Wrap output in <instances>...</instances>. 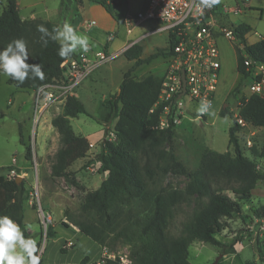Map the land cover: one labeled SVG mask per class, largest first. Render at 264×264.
Masks as SVG:
<instances>
[{"label":"rangeland","instance_id":"obj_1","mask_svg":"<svg viewBox=\"0 0 264 264\" xmlns=\"http://www.w3.org/2000/svg\"><path fill=\"white\" fill-rule=\"evenodd\" d=\"M81 1L83 6L93 2V0H69L64 12V21H70L78 33L90 38V45L94 49L92 54L89 53L91 57L99 51H106V53L116 51L128 40L138 38L155 26L152 22H145L135 26L132 34H127L123 16L138 10L133 0H128V8L126 4L116 6L115 12L110 15V23H113L114 19V25H109L108 29L102 30L103 26L96 25L100 20L86 13L80 5ZM16 2L20 14L24 17L44 10L51 17L60 12V0H16ZM226 2L230 6H236L231 0ZM95 3L101 5L98 2ZM249 3H251V9H245L244 14H235L231 17L234 23L244 22L251 27L247 41L253 42L258 39L257 35L264 36V0H251ZM4 4L5 0H0V11ZM37 16H44V14H37ZM91 19H94L96 24L87 28V23ZM109 33H113L114 37L107 41ZM138 44L141 46L140 57L145 58L157 49L166 47L167 36L164 33H152ZM217 44L221 57V69L212 105L214 115H202V120L198 118L197 124L191 120L195 114H190L173 130L174 154L189 171L197 167L204 148L233 154V147L228 141V128L232 125L230 114L236 112V101L239 99V93L232 92L239 79L236 56L243 50L238 48V44L222 37L218 38ZM132 64V60H127L123 54H120L110 62L95 68L74 91L73 95L81 100L90 116L79 114L77 117L69 118V124L75 134L82 135L91 141L86 156L77 159L67 168L75 178V185L62 177H53L50 174V165L55 151L60 147V142L59 137L57 139L54 131L52 129L49 131L46 125L49 124V118L52 119L61 112L62 106H54L48 110L45 118H42L36 127L35 142L31 145L33 90H17L7 83V76L0 74V167L11 165L15 172H19V175L25 179L29 198L25 201L26 210L23 217L26 220L33 219L34 214L29 209L36 215L37 225L33 221H30L28 225L36 229L28 237L37 242L40 264H80V259L85 255L88 256V262L111 258L118 259L119 264L131 263L130 246L122 238H119L113 246L97 248L92 241L89 242L81 236L71 221L88 216L81 210L84 194L96 189L107 175L106 172L98 171L99 163L95 159V154L99 150L103 131L107 130V135L112 125L101 121L100 115L104 110L106 99L117 92L123 73ZM165 65L164 57L159 55L149 63L137 66L131 74L135 79H141L150 73L160 76ZM224 104L229 114L222 117L219 112ZM249 136L252 141L254 140L251 148L252 155L248 154L244 141ZM263 137L264 127L245 128L241 136H238L241 153L253 160L257 171L264 176V157L254 152V150L257 152L260 150ZM111 141H114V138H111ZM25 146L30 148L29 160L24 155ZM13 158L15 161L12 160ZM140 162L143 165V158ZM151 164L154 174L152 178L145 177L151 193L162 187L168 191L171 189L184 191L188 181L185 175L163 173L161 168L154 165V161ZM224 192L238 203L240 211L230 218L223 219L224 227L215 235L220 245L198 240L189 244L187 256L189 263L264 264V177L256 182L249 199H239L230 190ZM32 204L35 208H32ZM123 207L128 211L127 217L131 223L137 224L148 213L150 204L131 202ZM195 210V199L183 194V198L173 209V216L166 228L167 237L174 238L181 235ZM44 215L50 217V221L45 224L43 223ZM64 223L68 224V227ZM47 226H51L52 231L55 232L53 238L46 239ZM136 229L133 226L131 233H136ZM56 230H67L64 232L66 236L57 235ZM67 236L69 238L64 239ZM132 240L136 239L133 237ZM60 248L68 249V252L60 253Z\"/></svg>","mask_w":264,"mask_h":264},{"label":"trees","instance_id":"obj_2","mask_svg":"<svg viewBox=\"0 0 264 264\" xmlns=\"http://www.w3.org/2000/svg\"><path fill=\"white\" fill-rule=\"evenodd\" d=\"M68 1L60 0V14L63 19ZM93 2L100 3L112 15L113 7L118 5L119 0H110V3L105 0ZM40 24L49 31L57 25L48 20L21 19L16 0H5L0 11V48L6 47L13 39L23 38L29 52L28 62L42 64L45 73L44 80L30 78L23 84L7 77V83L20 91H35L45 83L63 79L61 63L67 58L58 56L57 42L51 39L47 45L42 42L41 33L37 31V25ZM249 30L250 26L245 23L234 27L243 52L236 56L239 79L232 89L233 93H238L243 85V54L264 62V37L247 44L244 35ZM165 50L159 48L141 58V46L134 44L123 52L125 58L132 60L133 64L123 73L118 91L106 99L100 115L101 121L113 126L115 135L114 141L107 140V130H104L99 150L95 154L99 163L98 171L106 172L107 175L96 189L84 194L81 210L88 216L71 221L80 233L101 247L113 246L122 238L130 246V264H190L187 256L188 246L192 241L220 245L215 235L224 227L223 219L240 211L238 203L224 191L230 190L239 199H249L256 182L264 177L257 171L253 160L241 153L235 136L238 125L234 122L228 128V141L233 147V154L204 148L193 171L187 170L174 154V131L152 128L156 118L148 110L157 97L162 76L150 73L141 79H135L131 73L137 66L149 63L159 55L164 57ZM74 55L73 53L71 56ZM238 112L245 121L264 127V98L252 95L247 100L242 99ZM219 113L222 117L229 114L226 108H222ZM79 114L90 116L77 96L68 95L61 112L51 119L60 147L54 153L50 174L53 177H62L73 185L76 184L75 178L67 168L77 159L85 157L90 148L88 139L75 134L69 124V118ZM254 152L264 157V137L260 151ZM24 155L26 159H30L28 146H25ZM142 158L143 165L140 162ZM152 161L163 173L185 175L188 181L184 191H168L162 187L151 193L145 177L152 178L154 174ZM12 168L11 165L0 167V215L6 214L13 218L20 225L25 237H28L23 213L29 190L24 178L19 182L15 181L19 172H15L10 179L5 177L6 172ZM183 194L195 199L196 210L182 234L168 238L166 228L173 216V209L183 198ZM131 202L150 204L148 213L137 224L131 223L127 217L128 211L123 207ZM31 206L35 208L34 204ZM64 225L68 227V224ZM133 226L137 228L136 233H131ZM54 236L52 227L47 226L46 239ZM133 237L135 241L132 240ZM67 252L68 249L60 248V253ZM80 264L119 263L118 259L111 258L88 262V256L85 255L80 259Z\"/></svg>","mask_w":264,"mask_h":264},{"label":"built area","instance_id":"obj_3","mask_svg":"<svg viewBox=\"0 0 264 264\" xmlns=\"http://www.w3.org/2000/svg\"><path fill=\"white\" fill-rule=\"evenodd\" d=\"M197 3L198 0H147L144 8L134 13H126L123 22L127 34H132L135 26L145 22L155 24L152 30L146 31L138 38L128 40L111 53L99 51L91 57L89 52H79L65 59L61 63L63 79L45 83L33 91L31 145L35 142L37 125L42 118H45L51 107L63 106L66 97L73 95L81 82L95 68L115 59L152 33H164L167 36V46L164 47L166 65L161 75L157 97L148 110L156 118L152 128L174 130L181 120L190 114H195L191 120L195 123L198 120L199 123L198 118L201 119L202 115L196 111L198 105L202 100H209L213 105L215 99L221 69L218 38L222 37L236 43L238 48H242V45L234 32L237 24L235 26L225 24V16L229 12L235 13L238 10L236 7L228 8L220 2L213 8L203 9L201 12L196 7ZM94 24L91 22L88 25ZM113 37V33L107 34V41L112 40ZM243 65L245 77L238 92L237 110L230 114L232 123L238 125L235 133L238 144L240 139L238 136H241L245 128L257 127L239 115L242 99L247 100L252 95L264 98V62L243 54ZM105 138L107 140L115 138L113 126ZM244 141L248 154L252 155L254 140L252 141L249 136ZM33 158H35L34 154ZM12 160L15 161L14 158ZM14 175L15 170L12 168L6 172L5 177L10 179ZM48 221L50 217L44 215L43 223Z\"/></svg>","mask_w":264,"mask_h":264},{"label":"clouds","instance_id":"obj_4","mask_svg":"<svg viewBox=\"0 0 264 264\" xmlns=\"http://www.w3.org/2000/svg\"><path fill=\"white\" fill-rule=\"evenodd\" d=\"M220 0H198L197 9H211ZM40 39L47 45L51 39L59 44L58 56L68 58L73 53L90 51V38L78 33L70 21L55 25L49 31L43 24L37 25ZM27 43L23 38L13 39L0 48V74L23 84L27 79L44 80L45 73L40 63H29ZM212 102L202 100L196 111L199 115H214ZM37 242L25 237L20 225L9 215H0V264H40Z\"/></svg>","mask_w":264,"mask_h":264},{"label":"crops","instance_id":"obj_5","mask_svg":"<svg viewBox=\"0 0 264 264\" xmlns=\"http://www.w3.org/2000/svg\"><path fill=\"white\" fill-rule=\"evenodd\" d=\"M106 1V3H110V0H105ZM232 2H233V4H235L236 6H230L229 4H227V2H226V0H220V2L223 4V6H225V7H228V8H234V7H236L238 10L235 12V13H231V12H229V13H227V15L225 16V24H227V25H236V24H238V23H234L233 21H232V17L231 16H233V15H235V14H244V12H245V9H251V3H249L251 0H247V1H244V2H241L240 0H231ZM135 5H136V7L138 8V10L139 9H142V8H144L145 6H146V3H147V0H133L132 1ZM122 4H126V8H128V5H129V2H128V0H119V3H118V5H117V7H119V6H121ZM17 5H18V3H17ZM80 5L82 6V8H84L85 10H86V13L87 14H90L91 16H95V17H97L99 20H100V22L98 23L97 22V24H96V21L94 20V19H91V21H88V23H87V28H89V27H91L92 25H88L89 23H91V22H94L97 26H99V27H102L103 29L102 30H104V28H107L108 29V26L109 25H111V26H113L114 25V22H115V20L113 19V23H110V20H111V17H110V14H108L107 12H106V10L101 6V5H99V4H97V3H95V2H92V3H89V4H86L85 6H83V2L81 1L80 2ZM116 7V8H117ZM116 8L115 7H113V12H115V10H116ZM137 11V10H136ZM18 13H19V16L21 17V19H41V20H48V21H50V22H53V23H55V24H57V25H60V24H62L63 22H64V19L63 18H61V15H60V12H58L57 13V15H55V16H49V14H47V12H45V10L42 12V11H40V12H38V13H33V14H31V15H27V17H24V16H22L21 14H20V12H19V8H18ZM41 13H43L44 14V16H37V14H41ZM260 13H261V11H260ZM124 17V16H123ZM239 23H244V22H239ZM118 24V23H117ZM245 24H247V23H245ZM248 25V24H247ZM100 29V28H99ZM106 29V30H107ZM94 32V31H93ZM251 32V27H250V30L244 35V38H245V41H246V43L247 44H252V43H254L255 41H257V40H259L260 38H262V37H264V36H260V35H257V36H259L258 37V39L257 40H255V41H253V42H248L247 41V35L249 34ZM94 33H96V32H94ZM98 34V33H97ZM94 40V39H93ZM95 41V40H94ZM79 52H81V51H77L76 53H74L75 55L77 54V53H79ZM94 52V49H93V47L90 45V51H89V53L90 54H92ZM91 56V55H90ZM221 58V57H220ZM32 95H33V93H32ZM32 95H31V97H32ZM62 110V107L60 108V111ZM49 124L48 125H46V127L49 129V131H50V129H52V131H54V135H55V137H57V139H58V134H57V132H56V130H55V128L52 126V124H51V118H49ZM89 141V140H88ZM90 143H91V141H89ZM42 153V152H41ZM40 153V155H42ZM21 176V175H20ZM22 178H23V176H22ZM25 210H26V205H25ZM25 210H24V212H25ZM30 210V212H32L33 214H34V217H33V219H31V220H26L24 217H23V222L26 224V229H27V233H28V235H31V232H33L36 228L35 227H29L28 225H29V223H30V221H33L36 225H37V220H36V215H35V213L31 210V209H29ZM76 229V228H75ZM77 230V229H76ZM57 231V235L58 234H61V235H63V236H66L65 234H64V232H66L65 230H63V231H59V230H56ZM73 234H75V233H73ZM79 235V234H78ZM73 236H75V235H73ZM81 236L83 237V238H85V239H87L89 242L90 241H92L90 238H88L87 236H85V235H83L82 233H81ZM69 237L67 236V237H64V239H68ZM92 243L93 244H95L93 241H92ZM96 246H97V248H100L101 246L100 245H97V244H95ZM75 246H76V243H75ZM89 254V253H88ZM90 255V254H89Z\"/></svg>","mask_w":264,"mask_h":264},{"label":"water","instance_id":"obj_6","mask_svg":"<svg viewBox=\"0 0 264 264\" xmlns=\"http://www.w3.org/2000/svg\"><path fill=\"white\" fill-rule=\"evenodd\" d=\"M117 91H118V90H117ZM223 108H225V104L223 105ZM196 122L198 123V120H196ZM21 179H22V176H20V175L15 176V181H16V182L21 181Z\"/></svg>","mask_w":264,"mask_h":264}]
</instances>
